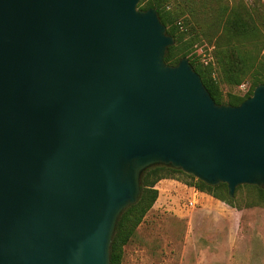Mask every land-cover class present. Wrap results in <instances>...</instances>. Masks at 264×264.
Returning <instances> with one entry per match:
<instances>
[{
    "label": "water",
    "instance_id": "1",
    "mask_svg": "<svg viewBox=\"0 0 264 264\" xmlns=\"http://www.w3.org/2000/svg\"><path fill=\"white\" fill-rule=\"evenodd\" d=\"M139 0H0V264H109L140 177L264 186V83L216 103Z\"/></svg>",
    "mask_w": 264,
    "mask_h": 264
},
{
    "label": "rangeland",
    "instance_id": "2",
    "mask_svg": "<svg viewBox=\"0 0 264 264\" xmlns=\"http://www.w3.org/2000/svg\"><path fill=\"white\" fill-rule=\"evenodd\" d=\"M167 8L182 12L184 39L193 42L189 55L211 63L222 103L229 94L243 96L255 68L244 67L238 84L227 81L215 62L211 33L231 8H241L264 40V0H170ZM262 70L264 75V65ZM189 182L179 173L156 182L157 198L123 246L121 264H264V199L258 189L241 184L232 201H222Z\"/></svg>",
    "mask_w": 264,
    "mask_h": 264
},
{
    "label": "trees",
    "instance_id": "3",
    "mask_svg": "<svg viewBox=\"0 0 264 264\" xmlns=\"http://www.w3.org/2000/svg\"><path fill=\"white\" fill-rule=\"evenodd\" d=\"M170 0H140L138 8L147 9L154 7L159 15L160 21L166 26L167 33L174 38V44L167 48L165 62L176 64L182 57H187L193 69L200 75L203 84L216 103H222L221 90L217 81L212 75L210 62L205 65L197 63L194 55H189L193 42L184 39L182 27V12L167 8ZM254 19L241 8L232 9L225 15L220 24L219 31L211 33L214 38L213 54L216 64L222 69L224 78L227 81L233 79L235 84L239 83L237 77L244 67L255 68L252 75L250 89L243 95L229 94L227 103L239 104L246 97L250 96L254 88L264 83L262 67L264 65V54H260L263 49L264 40L258 31ZM260 69V70H258ZM176 173L183 174L191 179L194 187L200 191H205L213 197L222 201H232L228 195L226 184L219 183L214 186L195 179L193 176L184 173L180 169H175L165 165H153L143 171L140 177L139 194L134 203L126 207L116 222L110 243L109 264H121L123 246L133 236L136 227L141 222L144 214L149 210L157 198L158 191L155 184L158 180L174 177ZM258 189L259 197L264 199V187L253 185ZM260 200V198H259Z\"/></svg>",
    "mask_w": 264,
    "mask_h": 264
},
{
    "label": "built area",
    "instance_id": "4",
    "mask_svg": "<svg viewBox=\"0 0 264 264\" xmlns=\"http://www.w3.org/2000/svg\"><path fill=\"white\" fill-rule=\"evenodd\" d=\"M190 204H193V202L191 201Z\"/></svg>",
    "mask_w": 264,
    "mask_h": 264
},
{
    "label": "crops",
    "instance_id": "5",
    "mask_svg": "<svg viewBox=\"0 0 264 264\" xmlns=\"http://www.w3.org/2000/svg\"><path fill=\"white\" fill-rule=\"evenodd\" d=\"M162 182H164V181H162Z\"/></svg>",
    "mask_w": 264,
    "mask_h": 264
}]
</instances>
